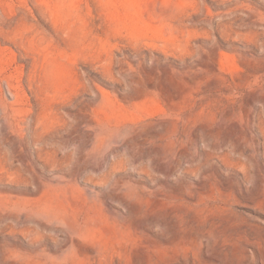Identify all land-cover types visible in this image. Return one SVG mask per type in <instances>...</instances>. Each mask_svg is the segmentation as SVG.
Masks as SVG:
<instances>
[{
	"label": "rangeland",
	"instance_id": "1",
	"mask_svg": "<svg viewBox=\"0 0 264 264\" xmlns=\"http://www.w3.org/2000/svg\"><path fill=\"white\" fill-rule=\"evenodd\" d=\"M0 264H264V0H0Z\"/></svg>",
	"mask_w": 264,
	"mask_h": 264
}]
</instances>
